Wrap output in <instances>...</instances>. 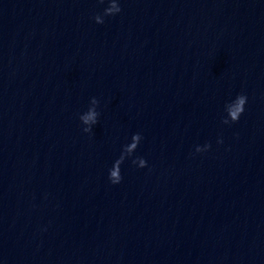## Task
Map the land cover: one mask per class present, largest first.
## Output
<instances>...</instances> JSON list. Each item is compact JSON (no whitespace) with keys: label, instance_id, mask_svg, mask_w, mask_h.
<instances>
[{"label":"water","instance_id":"water-1","mask_svg":"<svg viewBox=\"0 0 264 264\" xmlns=\"http://www.w3.org/2000/svg\"><path fill=\"white\" fill-rule=\"evenodd\" d=\"M118 3L0 0V264H264V0Z\"/></svg>","mask_w":264,"mask_h":264},{"label":"clouds","instance_id":"clouds-1","mask_svg":"<svg viewBox=\"0 0 264 264\" xmlns=\"http://www.w3.org/2000/svg\"><path fill=\"white\" fill-rule=\"evenodd\" d=\"M105 0H100V3H104ZM122 11L118 0H108V7L104 9L103 16H113ZM103 16L100 14H97L93 17L95 22L97 24L104 23ZM247 103V96L244 94H239L235 98L234 101L228 103L225 105V111L227 113V117L222 120L223 124H230V123H236L239 121L240 116L245 110V105ZM99 104V101L93 97L90 101V107L86 111V113H83L79 116V119L83 125H91L97 123V118L99 116V113L97 111V106ZM83 131L85 133H88L91 131L90 127H84ZM142 139V136L139 133H136L132 136L131 140L132 142L130 144H127L123 147L121 155L118 159H116L113 163V166L111 169H109V180L112 184H119L122 181V175H121V164L125 161V153L132 154L137 149L140 141ZM218 143H222V141H218ZM208 148H210V145H205L203 148L197 146L196 152H203L206 151ZM136 159H139L140 161V168L146 167L147 162L143 158L137 157ZM133 164H135V160L132 161Z\"/></svg>","mask_w":264,"mask_h":264}]
</instances>
